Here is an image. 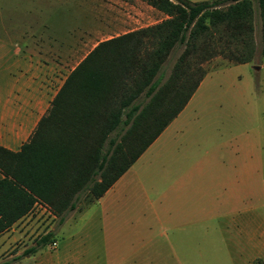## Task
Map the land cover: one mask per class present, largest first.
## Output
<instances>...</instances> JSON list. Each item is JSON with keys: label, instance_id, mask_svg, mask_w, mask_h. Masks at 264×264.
I'll return each mask as SVG.
<instances>
[{"label": "trees", "instance_id": "obj_1", "mask_svg": "<svg viewBox=\"0 0 264 264\" xmlns=\"http://www.w3.org/2000/svg\"><path fill=\"white\" fill-rule=\"evenodd\" d=\"M145 1L168 17L101 42L71 71L21 149L0 146V233L36 203L62 224L81 202L102 197L185 108L208 73L205 62L256 58L253 0H232L224 10L217 7L227 0ZM257 2L264 55V0ZM55 239L53 231L40 236L22 256Z\"/></svg>", "mask_w": 264, "mask_h": 264}, {"label": "rangeland", "instance_id": "obj_2", "mask_svg": "<svg viewBox=\"0 0 264 264\" xmlns=\"http://www.w3.org/2000/svg\"><path fill=\"white\" fill-rule=\"evenodd\" d=\"M111 2L121 12L128 11L125 6L145 11L147 19L143 27L168 17L145 0ZM233 3L227 0L217 8L224 10ZM95 4L94 0H0V34L5 35L2 26L17 23L24 32L37 30L39 36L55 39L54 46L64 53L56 57L64 69L53 74L52 91H55L96 46L95 13L91 11ZM253 7L259 46L256 58L250 63L234 64L218 55L205 62L208 75L195 92L194 100L181 113L183 132L177 138L178 148L171 145L173 150L161 155L155 150L149 155L150 163L141 159L127 175L128 180L132 179L131 186L140 192L138 200L133 197L128 203L129 214H147L148 219L149 216L153 219L152 246H192L205 251L207 260L194 253L187 264H252L254 257L264 261V55L260 53L261 16L257 0H253ZM129 18L121 13L118 20L123 23ZM123 30H118L121 35ZM182 51L183 46L172 51L164 78ZM200 163L211 169L193 174L192 195L189 189H184L182 196L177 197L175 186L170 188L171 181L184 175V171L176 166ZM141 185L144 189H139ZM162 200L168 206L173 204L168 212L194 214L193 237L154 222L155 209L161 210ZM181 200L182 204L178 203ZM91 204L81 202L61 225L58 217L51 219V215L46 218V213L43 214L44 222L33 236L40 237L43 234L40 229L49 222L58 227L60 246L66 244L60 232L78 230L79 215ZM183 256L190 255L183 253Z\"/></svg>", "mask_w": 264, "mask_h": 264}, {"label": "crops", "instance_id": "obj_3", "mask_svg": "<svg viewBox=\"0 0 264 264\" xmlns=\"http://www.w3.org/2000/svg\"><path fill=\"white\" fill-rule=\"evenodd\" d=\"M94 1L96 4L91 7V11L95 13L93 21L94 38L95 41L98 40L96 46L121 35L118 30L122 28L125 30L121 33L125 34L145 25L147 14L143 10L141 12L134 6H125L128 11L121 12L122 9L115 10L111 2L113 0ZM121 13L125 17H130L129 21L122 23V20H118ZM135 23H138V26ZM2 27L5 35L0 34V146L17 152L30 139L66 80L57 90L52 91L54 72L64 69L63 64L56 62V57L59 58L60 54L62 56L64 53L54 46L55 39L39 36L37 30L24 32L17 23L14 26ZM16 29L18 31H15ZM192 100L194 95L185 108ZM185 108L134 164L141 159L145 164L150 163L149 155L155 150L161 155L173 150L171 145L178 148L177 138L182 137L183 132V129H180L183 122L181 113ZM176 168L184 171V175L177 176L171 181L173 183L170 188L175 186L177 197L182 196L184 189H189L192 195L193 174L198 172L204 174L211 169L206 163L176 166ZM129 169L102 197L95 200L79 215L76 223L78 230L68 229L60 232V237L66 244L60 246L57 238L58 227L46 222L40 232L44 235L53 231L56 238L54 246L47 245L39 248L35 253L22 256L27 248L36 244L37 234L33 235L44 222L42 215L46 213V218L51 215V219L56 217L46 205L36 203L30 212L0 233V264L3 262L9 264H187L188 258L194 253L199 255V259L207 260L204 256L205 251L194 249L192 246H152L153 219L150 220V216L148 219L147 214H129L128 203L133 197H137L138 200L140 195L134 185L131 186L132 179L127 178ZM168 170L171 171V168L169 167ZM3 177L0 171V179ZM142 188L144 189L143 185L139 189ZM178 203L182 204V200ZM159 207L161 210L155 209L154 222L159 226L168 225L178 234H189L193 237L194 214L168 212L173 208V204L168 206L163 200ZM183 253L190 256L185 257ZM251 263L264 264V261L254 257Z\"/></svg>", "mask_w": 264, "mask_h": 264}, {"label": "water", "instance_id": "obj_4", "mask_svg": "<svg viewBox=\"0 0 264 264\" xmlns=\"http://www.w3.org/2000/svg\"><path fill=\"white\" fill-rule=\"evenodd\" d=\"M254 68H255V69H259V66L255 65Z\"/></svg>", "mask_w": 264, "mask_h": 264}]
</instances>
